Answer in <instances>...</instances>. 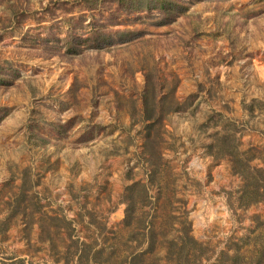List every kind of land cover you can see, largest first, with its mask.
Instances as JSON below:
<instances>
[{
	"label": "rangeland",
	"instance_id": "374dc122",
	"mask_svg": "<svg viewBox=\"0 0 264 264\" xmlns=\"http://www.w3.org/2000/svg\"><path fill=\"white\" fill-rule=\"evenodd\" d=\"M247 166L264 178V0H0V264L250 259Z\"/></svg>",
	"mask_w": 264,
	"mask_h": 264
},
{
	"label": "trees",
	"instance_id": "16d2710c",
	"mask_svg": "<svg viewBox=\"0 0 264 264\" xmlns=\"http://www.w3.org/2000/svg\"><path fill=\"white\" fill-rule=\"evenodd\" d=\"M161 6L165 9V11H166L165 15L167 16L166 18H169L168 20H173L174 18H176L177 16H179L181 14L180 12H178L177 14H174V8L173 7L175 5L172 3L168 4L166 1H162ZM96 39L98 40V42L103 40L102 36H99ZM243 170H244L243 172L246 175L247 181H249L247 184V189H246L245 194H244V198H245L244 200L257 202L258 200H260V196H261L260 195V188H264V187H260L259 182H263L264 178L262 177L263 179H261V180L256 178V176H254L251 173V170H250V168H248V166L245 167ZM256 171H257V173H260V175H264V170H256ZM257 183H258V186H257ZM130 199L131 200L127 206L126 216H125V220H124L126 227H129L132 225V223L134 221L135 214L137 212V202L133 199V197H130ZM149 232H150V237H149L150 238V249H149V252L151 253V252L156 250L155 241H156V237H157V232H155L154 229H150ZM184 237L186 238V236H184ZM184 237H183V239H185ZM189 239L191 240V242H194L195 245L197 244V242L194 241L193 239H191L190 237H189ZM190 240H187L188 245L190 244ZM187 243L184 242V246L182 245V249H181L179 256L182 255L186 251L185 248H186ZM262 245H263V247H261L260 249H257L256 254L250 259L243 256L242 254L237 253L236 255L231 256L229 261H228V258H226V261H224L223 264H264V243ZM176 247H177V242L175 240H172L170 242V251L167 254L168 260H174ZM192 248H194V244H192ZM198 248L202 249V247L200 245H198ZM194 254H196V252ZM134 260H136V258H134Z\"/></svg>",
	"mask_w": 264,
	"mask_h": 264
}]
</instances>
